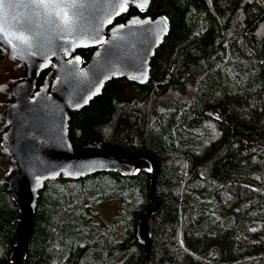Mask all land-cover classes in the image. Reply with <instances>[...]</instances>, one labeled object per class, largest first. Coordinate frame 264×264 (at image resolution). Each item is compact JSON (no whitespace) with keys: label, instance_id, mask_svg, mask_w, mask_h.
Here are the masks:
<instances>
[{"label":"trees","instance_id":"obj_1","mask_svg":"<svg viewBox=\"0 0 264 264\" xmlns=\"http://www.w3.org/2000/svg\"><path fill=\"white\" fill-rule=\"evenodd\" d=\"M132 16L169 26L149 80H111L70 113L68 133L74 149L152 158L153 197L146 161L133 162L130 176L47 182L22 264H264V0H151L116 24ZM78 53L86 64L93 50ZM7 58L0 47V67ZM10 102L0 108V174L9 169L0 181V264L13 262L20 227L7 190L16 166L1 141ZM153 201L160 208L146 255L137 227ZM112 204L119 211L106 216Z\"/></svg>","mask_w":264,"mask_h":264},{"label":"water","instance_id":"obj_2","mask_svg":"<svg viewBox=\"0 0 264 264\" xmlns=\"http://www.w3.org/2000/svg\"><path fill=\"white\" fill-rule=\"evenodd\" d=\"M150 2L141 10L144 0H128L127 9L122 10L124 0H82L85 6L68 33L31 19L26 0H5L0 47L24 69V79L10 89L12 102L4 108L6 131L1 135L16 166L7 190L20 211L17 250L10 264L23 263L34 212L47 182H76L102 173L130 176L135 171L133 162L146 161L151 167L153 197L158 169L152 158L99 145L74 149L68 133L70 113L88 106L111 80L137 85L149 80L151 60L169 33L167 22L161 16L116 21L129 9L145 12ZM84 44L88 46H80ZM84 50H93L86 64L78 53ZM159 208L153 201V208L138 223L137 236L146 255L149 219Z\"/></svg>","mask_w":264,"mask_h":264},{"label":"snow or ice","instance_id":"obj_3","mask_svg":"<svg viewBox=\"0 0 264 264\" xmlns=\"http://www.w3.org/2000/svg\"><path fill=\"white\" fill-rule=\"evenodd\" d=\"M127 3L128 0H124V3L121 5L122 10L127 9ZM146 4L147 0H144V4L140 5L141 10H143ZM84 6L82 0H26L24 4V7L30 10L31 19L40 20L43 24L52 26L53 31L68 33H71L73 30L76 20L80 16L79 10ZM4 8L5 0H0V20L4 18ZM117 15H119V12H117ZM108 22L112 23V20L109 19ZM0 32H3L2 23H0ZM17 39L25 43L27 42L23 36H19ZM97 42L102 44L103 40H98ZM80 46L88 45L84 44ZM76 59L78 60L79 58L77 57Z\"/></svg>","mask_w":264,"mask_h":264},{"label":"rangeland","instance_id":"obj_4","mask_svg":"<svg viewBox=\"0 0 264 264\" xmlns=\"http://www.w3.org/2000/svg\"><path fill=\"white\" fill-rule=\"evenodd\" d=\"M16 63L17 62L13 61L12 59L7 58L4 65L0 67V89H2L0 90V108L7 101L12 102L10 89L15 84L12 79L19 78L23 74L22 67H19ZM7 92L9 93V96H7ZM1 114H3V111ZM7 173H9V169L2 171L0 174V181L6 176ZM118 211L119 206L117 204H112L104 208V212L107 214H105L106 216L114 215L115 213H118Z\"/></svg>","mask_w":264,"mask_h":264}]
</instances>
